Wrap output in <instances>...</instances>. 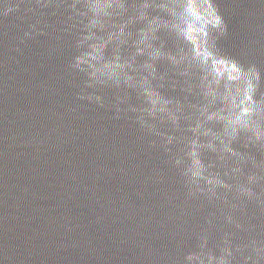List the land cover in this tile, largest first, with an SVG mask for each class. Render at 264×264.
I'll return each mask as SVG.
<instances>
[{"label":"water","instance_id":"1","mask_svg":"<svg viewBox=\"0 0 264 264\" xmlns=\"http://www.w3.org/2000/svg\"><path fill=\"white\" fill-rule=\"evenodd\" d=\"M0 264H264V0H0Z\"/></svg>","mask_w":264,"mask_h":264},{"label":"clouds","instance_id":"2","mask_svg":"<svg viewBox=\"0 0 264 264\" xmlns=\"http://www.w3.org/2000/svg\"><path fill=\"white\" fill-rule=\"evenodd\" d=\"M232 70L236 73V77L231 78H239V76L242 74L241 70L235 64H233Z\"/></svg>","mask_w":264,"mask_h":264}]
</instances>
